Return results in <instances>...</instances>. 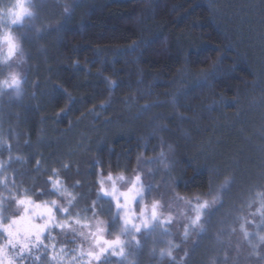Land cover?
<instances>
[{
	"label": "trees",
	"instance_id": "trees-1",
	"mask_svg": "<svg viewBox=\"0 0 264 264\" xmlns=\"http://www.w3.org/2000/svg\"><path fill=\"white\" fill-rule=\"evenodd\" d=\"M29 48L22 98L0 93V137L20 130L30 168L88 137L105 105L93 174L169 151L177 190L203 194L264 122V0H85L56 39ZM124 106L140 114L122 121Z\"/></svg>",
	"mask_w": 264,
	"mask_h": 264
},
{
	"label": "rangeland",
	"instance_id": "rangeland-1",
	"mask_svg": "<svg viewBox=\"0 0 264 264\" xmlns=\"http://www.w3.org/2000/svg\"><path fill=\"white\" fill-rule=\"evenodd\" d=\"M83 1L24 0L33 16L13 24L11 12L18 10L21 0H0V69L3 71L0 93L3 102L12 100L14 103L22 98L29 45L43 38L56 39L69 18L66 9H71L72 14L74 7ZM8 37L16 45L11 56ZM13 75L21 81L19 95L17 89L8 86ZM103 106L100 109L106 108ZM100 109L95 116L91 115L90 121L84 122L90 133L88 137L85 134L74 136V148L55 152V162L49 165L38 158L30 168L29 159L23 153L25 140L20 130L16 129L12 136L0 137L3 223L16 219L21 227H26L31 213L17 201L30 198L48 207H53L55 202L54 219L49 223L58 226L47 233L39 248L31 249L26 259L14 258L9 248L8 257L13 259V264H97L94 255L88 253L98 252V242L116 239L122 241L123 255L109 252L104 264H264V242L260 240L264 236V122L251 128V137H245L238 159L233 162L236 170L231 177L223 183H214L207 193L187 195L177 190V163L169 151L140 157L130 172L97 169L93 174L96 156L91 152L100 137L94 130L108 121ZM138 111L135 106H124L121 120H133L140 114ZM260 118L264 119V112ZM64 155L69 157L65 161ZM137 176L145 185H151V191L135 205L131 215L137 217L138 224H143L145 219L151 221L155 204L158 217L157 222L150 223L148 230L139 235L123 232L113 201L100 195L102 187L112 192L113 183L117 193L128 192ZM50 179L58 182L63 191H50L53 188ZM239 187L241 191L235 196ZM205 201L211 207L202 213L198 224L193 225L197 205ZM142 209L144 217H141ZM5 243L6 238L0 235V245Z\"/></svg>",
	"mask_w": 264,
	"mask_h": 264
},
{
	"label": "snow or ice",
	"instance_id": "snow-or-ice-1",
	"mask_svg": "<svg viewBox=\"0 0 264 264\" xmlns=\"http://www.w3.org/2000/svg\"><path fill=\"white\" fill-rule=\"evenodd\" d=\"M68 16L71 15V9H66ZM13 17V24H20L24 21L25 17L33 16V13L25 5L24 0L18 5V10L11 12ZM9 55L11 56L15 49L16 45L13 43L12 38H7ZM139 45H134L131 51H135ZM19 85L20 80L17 76L13 75L11 82L9 83L10 88L17 89V95H19ZM115 86L114 84L112 85ZM163 155V153L161 154ZM109 179H112L110 176ZM53 188L50 190L52 192H61L63 189L59 186L58 182H52ZM103 184V182H101ZM151 191V185H145L140 176L135 178L133 182V187L129 189L128 192L117 193L115 191V183H113V191L108 192L101 190L100 195L103 198L110 199L113 201L116 216L120 219L123 226V232L131 234L135 232L137 235L141 234L142 231H147L150 223L158 221L156 205H153L152 210V219L148 221L144 220L143 224H138L135 222L137 217L131 215L134 210L135 205L139 204L145 197L147 193ZM213 201L212 203H216ZM18 205H23L26 212H30L31 216L26 227H21L16 219H12L9 223L4 224V215L0 211V235L6 238V243L0 245V264H13V259L8 257V249L12 250L13 257L16 259H26L31 253L33 247L39 248L43 244V238L47 233L56 227L55 223H49L54 219V210L53 207L55 202H53V207H48L47 205H42L40 203L34 202L30 198L21 199L17 201ZM211 207V204L208 201H205L203 204H198L196 208V216L192 220L193 225H197L201 220V215ZM67 211L66 209L64 210ZM141 217H144V211L141 210ZM43 221V222H40ZM247 235V234H246ZM261 242H264V236L260 237ZM99 250L95 254L89 252V256L94 255V259L97 264H104V259L106 254L111 252L112 255H123L122 241L116 239L114 241L104 240L101 243L98 242ZM117 248H120V252H117ZM163 255V253H161ZM169 257H171V251L168 252Z\"/></svg>",
	"mask_w": 264,
	"mask_h": 264
},
{
	"label": "clouds",
	"instance_id": "clouds-1",
	"mask_svg": "<svg viewBox=\"0 0 264 264\" xmlns=\"http://www.w3.org/2000/svg\"><path fill=\"white\" fill-rule=\"evenodd\" d=\"M20 83H21V81H20Z\"/></svg>",
	"mask_w": 264,
	"mask_h": 264
}]
</instances>
